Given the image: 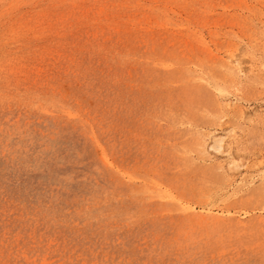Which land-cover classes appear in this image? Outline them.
Listing matches in <instances>:
<instances>
[{"label":"rangeland","instance_id":"1","mask_svg":"<svg viewBox=\"0 0 264 264\" xmlns=\"http://www.w3.org/2000/svg\"><path fill=\"white\" fill-rule=\"evenodd\" d=\"M0 264H264V0H0Z\"/></svg>","mask_w":264,"mask_h":264},{"label":"bare ground","instance_id":"2","mask_svg":"<svg viewBox=\"0 0 264 264\" xmlns=\"http://www.w3.org/2000/svg\"><path fill=\"white\" fill-rule=\"evenodd\" d=\"M201 142V141H200ZM216 143H220L221 142V140L220 139H218V140H216L215 141ZM204 146V145H203Z\"/></svg>","mask_w":264,"mask_h":264}]
</instances>
